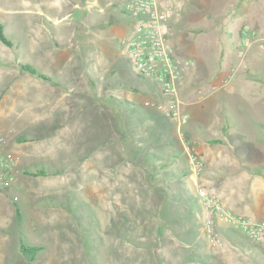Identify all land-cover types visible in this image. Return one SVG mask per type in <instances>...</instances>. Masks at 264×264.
I'll list each match as a JSON object with an SVG mask.
<instances>
[{"label": "rangeland", "instance_id": "rangeland-1", "mask_svg": "<svg viewBox=\"0 0 264 264\" xmlns=\"http://www.w3.org/2000/svg\"><path fill=\"white\" fill-rule=\"evenodd\" d=\"M158 1L170 7L177 53L191 60L176 89L181 122L165 116L172 131L128 107L163 115L169 98L108 34L105 18L132 24L122 0H0L12 42L0 40V135L19 159L0 192V264H264V243L234 227L242 237L231 251L216 216L222 245H213L205 211L186 194L199 199L201 187L247 217L263 209L264 180L247 166L264 164V0ZM225 117L247 145L208 141ZM169 136L181 149L162 144ZM172 152L181 158L160 165ZM20 242L37 248L33 259Z\"/></svg>", "mask_w": 264, "mask_h": 264}, {"label": "built area", "instance_id": "built-area-1", "mask_svg": "<svg viewBox=\"0 0 264 264\" xmlns=\"http://www.w3.org/2000/svg\"><path fill=\"white\" fill-rule=\"evenodd\" d=\"M122 12L132 19L127 35L120 37L127 59L133 64L140 77L153 81L160 94L169 100L159 105L164 116L181 122L180 103L176 98L178 81L189 70L191 60L180 56L168 35V2L158 0H122ZM18 156L5 150L0 135V192L15 180ZM202 209L205 211L204 230L213 245H222L214 227L213 218L239 230L253 241L264 243V213L257 218H246L234 214L222 202L208 194L203 188L197 189Z\"/></svg>", "mask_w": 264, "mask_h": 264}, {"label": "trees", "instance_id": "trees-1", "mask_svg": "<svg viewBox=\"0 0 264 264\" xmlns=\"http://www.w3.org/2000/svg\"><path fill=\"white\" fill-rule=\"evenodd\" d=\"M0 40L4 44H6L8 46H12V42L4 34L3 26H2L1 23H0ZM21 67H22V69L26 70L28 73H30V74H36L39 77L47 80L44 75H42L40 73H37L34 68H32L30 66H27V65H23ZM156 88L159 91L157 85H156ZM118 99L119 98H117V99L113 98V105H115L116 107H118L119 104H121L120 100H118ZM128 107H131L133 109H136V111H138L139 113L146 114V116L152 118V120L155 123L156 127L160 128L161 131L162 130L172 131V129L174 127L173 124H171V122H169L165 116L161 115L153 107L140 106L138 104H135L134 102L128 103ZM225 119H224V122L227 121V118L226 117H225ZM229 121L226 122L227 126H226L225 123H221L217 129L218 130L220 129L222 132H219L218 131L217 132L218 133L217 136L215 135L214 137L209 138L208 141L210 143H220V144L226 143L227 145L230 146L231 145V143H230L231 141H233V145H234L235 143L237 144V140H238L239 142H242V143L245 142L246 145H247V142H248V139L247 138H248V136L246 134L242 133L241 130H237V129L235 130L233 127H235L236 125L232 124V122H229ZM188 127H190L191 130L193 129V127H192V125L190 123L188 124L187 128ZM259 127H260L261 132L264 133V122L259 123ZM196 128L199 129L198 128V125L196 126ZM199 130H201V129H199ZM162 134H165V132H162ZM218 135H221V136H218ZM187 137L188 136H186V138ZM16 140L17 141H24L25 140V137L24 136H18L16 138ZM162 144H164L166 147H170V146L177 145L178 146V149H181L180 148V145H179V141H178V139L175 136H171V137L169 136V137L165 138V140L162 141ZM236 155H237V157L239 159H242L243 160V158H244V160H245V155L244 154L236 153ZM172 157H173V160L172 161H175L177 159H180L181 158V155L178 152H175V153L172 152L171 154H169V157H167L168 159H166V158L165 159L164 158L163 159L162 158L160 159V160H163V162H162L163 164H160V165H165V164L168 165V163H169L168 161H170V159ZM169 165H171V163H169ZM247 169L250 170V172L253 175H257L258 176V175H263L264 174V164H262V165H255V166L248 165L247 166ZM45 172L46 171L43 170V169H38V170H36L35 173H37V174H44ZM184 176L185 175H183L182 177H184ZM180 181H183V180H180ZM186 194H187V199L189 200L190 204H192L191 206L194 207L195 210L197 209L198 211H201V204L199 202L198 197L195 194H193L192 192H190L189 190H187ZM14 206H15V211H16L17 217H18L19 216V210L16 207V204H14ZM221 233L224 236V238L227 241V243H229V244H234L232 242V240H231V238L233 236L234 237H242V235L237 230H235V229H233L231 227H223V228H221ZM19 251L22 253L23 256H25V258H27L28 260H30V259H33L34 254L37 251V248L35 246L25 244L24 242H20V244H19ZM195 252H197V251L194 250V249H192L190 251V253H192V254L195 253ZM197 253L198 254H196L195 257L196 258L197 257L200 258V255H199L200 253L199 252H197ZM207 256H209V255H207ZM187 258H188L187 263L193 262V260H194V259H192V257H189V256Z\"/></svg>", "mask_w": 264, "mask_h": 264}, {"label": "crops", "instance_id": "crops-1", "mask_svg": "<svg viewBox=\"0 0 264 264\" xmlns=\"http://www.w3.org/2000/svg\"><path fill=\"white\" fill-rule=\"evenodd\" d=\"M111 6L114 8V9H116V7H115V3H111ZM122 8V7H121ZM120 12L123 14V12H122V9H120ZM113 14V13H112ZM124 15V14H123ZM104 22H105V24H106V27H107V31H108V34H110L111 35V37L112 38H117V39H120V37H122V36H124L123 34H124V32H129V30H130V28H131V25H130V22H129V20L127 19V18H122V25H115L114 24V22H113V19L112 18H105V20H104ZM126 30H128V31H126ZM119 34V35H118ZM109 38L110 37H106V38H104L105 40L106 39H108L109 40ZM257 176V175H256ZM264 174L263 175H258L257 177L258 178H261L262 180H264ZM227 208H229L230 210H231V212L232 213H234V214H237V215H239V216H242V217H246V218H257V217H259V216H261L263 213H264V202H263V209H261L258 213H256V217H252L251 215H250V217H247V216H244V215H240V214H238V213H236V212H234V210H232V208H230V207H227ZM258 215V216H257ZM249 216V215H248ZM224 222V221H223ZM225 225H226V227H231V228H233V229H235L233 226H231L230 224H228V223H226L225 222ZM236 230V229H235ZM242 235L245 237V238H247L243 233H242ZM251 240V239H250ZM255 242H257V241H255ZM261 243V242H260ZM227 246V245H226ZM228 247H230V249H231V251L232 250H234L235 248H237V246H236V244H230V245H228Z\"/></svg>", "mask_w": 264, "mask_h": 264}]
</instances>
